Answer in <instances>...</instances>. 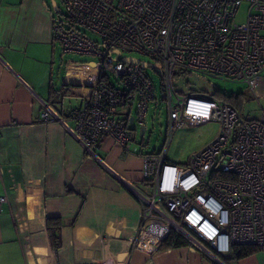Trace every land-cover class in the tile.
Masks as SVG:
<instances>
[{"label":"built area","instance_id":"1","mask_svg":"<svg viewBox=\"0 0 264 264\" xmlns=\"http://www.w3.org/2000/svg\"><path fill=\"white\" fill-rule=\"evenodd\" d=\"M65 20L55 21L59 49L96 58V83L67 130L96 158L102 138L129 151L128 125H144L156 99L142 64L125 62L136 53L158 63L159 94L167 110L166 140L141 153L142 177L150 192H137L142 217L139 238L156 249L175 231L213 260L231 246L264 251V118L244 117L207 92L180 94L179 72L243 84L254 93L264 78V0H61ZM242 4L245 23L235 22ZM95 35L99 42L84 32ZM119 52L116 55V52ZM133 107L134 115L120 108ZM44 119H55L49 107ZM219 124L216 138L185 165L167 160L173 133L184 124ZM226 174L229 179L219 177ZM5 197H0V205Z\"/></svg>","mask_w":264,"mask_h":264},{"label":"crops","instance_id":"2","mask_svg":"<svg viewBox=\"0 0 264 264\" xmlns=\"http://www.w3.org/2000/svg\"><path fill=\"white\" fill-rule=\"evenodd\" d=\"M57 20L45 0H0V264H264L262 250L213 260L139 238L141 204L123 181L145 191L142 152L104 137L94 158L67 130L98 76L95 63L88 74L53 82ZM59 94L79 102L67 111ZM249 94L264 100V78ZM45 107L55 119L42 117ZM47 218L62 222L57 251Z\"/></svg>","mask_w":264,"mask_h":264},{"label":"rangeland","instance_id":"3","mask_svg":"<svg viewBox=\"0 0 264 264\" xmlns=\"http://www.w3.org/2000/svg\"><path fill=\"white\" fill-rule=\"evenodd\" d=\"M51 9L53 15L59 20H65L64 8L61 0H45ZM52 2H55L58 12L53 11ZM248 10L247 4H242L238 9L235 22L238 24H244L246 13ZM88 37L99 42V39L84 31ZM58 47V46H57ZM120 58H132L140 62H146L153 65V68H147L145 72L152 78L155 89L156 99L149 105L148 112L145 117L144 126L146 131L141 138L139 136L140 126L135 123L129 124L131 141L130 152H142L149 153L159 150L166 140V122H167V110L165 104L161 101L159 94V75L155 70L158 69V63L147 57H144L136 53H122ZM96 63L94 56H84L74 53H64L59 47L57 48L54 70H53V82L61 83L63 80L70 79L72 77H79L83 74H88L89 69H93ZM176 90L183 92L182 94H190L195 92H207L213 94L218 92L223 96L239 95L243 94L246 100L242 105V115L244 117H255L261 114L264 110V100H257L251 98L246 87L241 83L222 81L215 78L200 76L197 74H187L180 76L175 81ZM64 108L68 111L70 108L75 107L79 98L75 96H62ZM125 111H130L131 115H134L133 107L120 108L121 120L123 122ZM69 126H73V123L68 122ZM219 132V124L217 121L211 119L199 125H191L189 123L184 124L179 129H176L173 133L172 140L167 152V160L171 163L178 165H185L189 157L195 152L201 150L205 145L213 141ZM146 193L150 192L147 187H144ZM221 259V258H220Z\"/></svg>","mask_w":264,"mask_h":264},{"label":"trees","instance_id":"4","mask_svg":"<svg viewBox=\"0 0 264 264\" xmlns=\"http://www.w3.org/2000/svg\"><path fill=\"white\" fill-rule=\"evenodd\" d=\"M57 7V6H56ZM58 9V8H57ZM191 73L179 72L176 75V79H179L180 76H185ZM182 94L183 92H180ZM213 95L221 100H223L226 104L234 107L238 110V112L242 115V105L246 100L243 94L239 95H231V96H223L218 92H214ZM222 180H228L229 177L226 174H223L219 177ZM61 228L62 222L59 218H47L46 219V229L48 232V236L50 239V245L53 250L57 251L62 246L61 241ZM193 245L187 241L182 235L175 231H171L167 238L162 242L158 249H172L178 247H184ZM258 250L255 246H231L228 255L230 260H239L245 258ZM225 259V258H224Z\"/></svg>","mask_w":264,"mask_h":264},{"label":"water","instance_id":"5","mask_svg":"<svg viewBox=\"0 0 264 264\" xmlns=\"http://www.w3.org/2000/svg\"><path fill=\"white\" fill-rule=\"evenodd\" d=\"M52 9H53V11L58 12V9H57V7H56L55 2H52ZM118 54H119V52L117 51V52H116V55H118ZM124 60H125V62H132V63H139V62H140V61H138V60H136V59H132V58H126V59H124ZM140 63L142 64V66H143L144 68H146V67H150V66H151V64L146 63V62H140ZM145 131H146V128H145L144 125H142V126L140 127V131H139V136H140L141 138L143 137ZM123 183H124V184H128V185L131 187V185H130L128 182L123 181ZM131 188H132V187H131ZM132 189H133V188H132Z\"/></svg>","mask_w":264,"mask_h":264}]
</instances>
